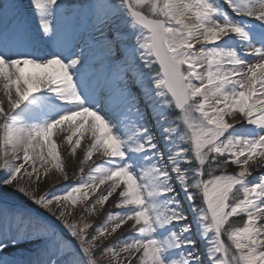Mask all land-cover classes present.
<instances>
[{
	"label": "snow or ice",
	"instance_id": "1",
	"mask_svg": "<svg viewBox=\"0 0 264 264\" xmlns=\"http://www.w3.org/2000/svg\"><path fill=\"white\" fill-rule=\"evenodd\" d=\"M0 93V264H264V0H0Z\"/></svg>",
	"mask_w": 264,
	"mask_h": 264
},
{
	"label": "bare ground",
	"instance_id": "2",
	"mask_svg": "<svg viewBox=\"0 0 264 264\" xmlns=\"http://www.w3.org/2000/svg\"><path fill=\"white\" fill-rule=\"evenodd\" d=\"M85 60H88V54H87V52H85ZM0 94H2V93H0ZM101 114H104V113H101ZM122 115H123V117L126 120V127L129 130H134L133 129V124H135L136 122H138L139 119H140L137 116L136 112L134 110L133 111H127L126 109H124V110H122ZM105 118L108 119L109 117L107 115H105ZM114 131H115V129H114ZM83 143H84V140H82V144ZM77 153L80 154V150L79 149H77ZM80 155H82V154H80ZM73 157L78 158L77 156H73ZM62 159H63V157H62ZM93 159H97V155L96 154H94ZM71 162H72V159H69L66 162L67 171L69 172L70 175L72 174L73 171H75L77 173V176L79 177V169L77 167V164H76V167L75 168H72L71 167ZM90 164H91L90 161L87 164H85V166H84L85 173H87L89 171ZM37 166H39V161H37ZM42 186H46V185H42ZM103 187L104 186H101V188H103ZM9 198H11L12 201L14 200V205L12 204L13 206L19 205L21 203V200L15 198L13 196H11ZM3 201L6 202L7 204L13 203L12 201H10L8 199H3ZM110 210L112 212L121 211L120 209H116L112 205L111 200H110L109 202H107L106 206L103 207L99 211L98 214H94L93 216H91L89 218L95 219V222L97 221L95 225H97V224H99L100 222L104 221L107 218V214L109 213ZM190 219H191V217H190ZM193 227L195 228V225H193ZM117 235H125V236L129 235L128 230H127V226L125 225V226L122 227V229H119L116 234H113V236L111 237V239L114 240Z\"/></svg>",
	"mask_w": 264,
	"mask_h": 264
},
{
	"label": "rangeland",
	"instance_id": "3",
	"mask_svg": "<svg viewBox=\"0 0 264 264\" xmlns=\"http://www.w3.org/2000/svg\"><path fill=\"white\" fill-rule=\"evenodd\" d=\"M88 54V53H87ZM99 107V106H98ZM72 159V162H71V167L72 168H75L76 167V159L77 158H75V157H72L71 158ZM61 181H57V183H60ZM47 187H49V185H46V186H41V192H40V194H43V192L47 189ZM11 196H13V197H15V198H17V199H19V200H22V198H20L19 196H18V194H16V193H14V192H12V190H6L5 191V194L1 197L2 199H8V200H10V201H12L11 200V198H9V197H11ZM111 200V199H110ZM13 203H10L9 205H14V200L12 201ZM12 205V206H13ZM89 221L91 222V223H93L94 225L96 224V222H95V219H92V218H89ZM225 239V241H226V243H230L229 241H227V238L225 237L224 238Z\"/></svg>",
	"mask_w": 264,
	"mask_h": 264
},
{
	"label": "trees",
	"instance_id": "4",
	"mask_svg": "<svg viewBox=\"0 0 264 264\" xmlns=\"http://www.w3.org/2000/svg\"><path fill=\"white\" fill-rule=\"evenodd\" d=\"M231 171V170H230Z\"/></svg>",
	"mask_w": 264,
	"mask_h": 264
}]
</instances>
